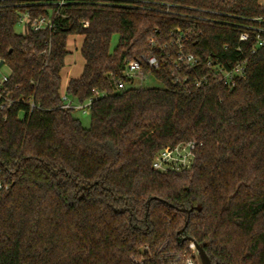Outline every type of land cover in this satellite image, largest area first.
Wrapping results in <instances>:
<instances>
[{"label": "trees", "instance_id": "16d2710c", "mask_svg": "<svg viewBox=\"0 0 264 264\" xmlns=\"http://www.w3.org/2000/svg\"><path fill=\"white\" fill-rule=\"evenodd\" d=\"M260 1L69 0L53 31L21 34L17 9L45 14L48 0H0L8 86L39 106L0 109V264H183L185 237L212 264H264V48L238 40L246 18L264 17ZM176 29L199 59L190 76L211 58L244 60L245 77L181 87L168 65L142 61L137 76L162 87L118 89L134 79L125 61L160 58ZM70 36L83 38L84 65L64 92L91 98L88 127L62 107ZM188 141L190 169H153Z\"/></svg>", "mask_w": 264, "mask_h": 264}, {"label": "built area", "instance_id": "2783aa9c", "mask_svg": "<svg viewBox=\"0 0 264 264\" xmlns=\"http://www.w3.org/2000/svg\"><path fill=\"white\" fill-rule=\"evenodd\" d=\"M69 0H48V2H42V4L51 5L47 13L33 15L29 8L20 7L17 9V20L15 29L18 26L21 34H26L30 31H53L57 26V19L60 15V9L66 5ZM260 5L264 9V0L260 1ZM246 23L241 26L242 30L239 33L238 40L240 42L249 41L251 38L252 50L256 48H264V17L246 18ZM83 27H86L88 22H81ZM187 42V35L183 34L180 29H176L175 33H172V39L170 40V48L166 45H162V55L157 57L156 55L143 56L141 59H130L125 61L124 75L134 78L139 72L143 70L142 61L150 68H158L161 63L168 65L173 71L174 82L179 86L192 85L196 88L205 87L209 84L221 83L228 88H232L237 80L245 77V62L237 61L235 63L224 64L223 62L212 60L207 58L204 62L205 67H208V73L203 75H194L197 72V66L199 65V59L192 52H186L184 50V43ZM160 46V45H159ZM168 48V49H167ZM173 48V49H172ZM7 67L3 60L0 59V109H9L15 103L23 102L27 103L30 110L39 106L36 105L32 98L14 97L12 90L8 86L9 71L4 72L3 68ZM118 89L125 87V83L119 80L116 83ZM94 95H102L99 91L94 90ZM61 99L63 101L62 107L70 109L85 110L89 109L91 104V98L86 100L85 103H74V100L68 98L65 92H61ZM197 144L194 141H188L185 143H179L174 146H167L160 150L154 157L152 167L158 171H184L192 167L195 149ZM188 249L190 253L188 257H185L183 264H198V253L192 241H189ZM134 261L138 259L133 258ZM200 261V260H199Z\"/></svg>", "mask_w": 264, "mask_h": 264}, {"label": "rangeland", "instance_id": "374dc122", "mask_svg": "<svg viewBox=\"0 0 264 264\" xmlns=\"http://www.w3.org/2000/svg\"><path fill=\"white\" fill-rule=\"evenodd\" d=\"M15 30L17 32H20V29L18 26L16 27ZM82 40H83L82 36H70L68 38L67 48L69 50V54L65 59V65L61 72L62 86L70 78L78 77L82 71V68L84 65V59L82 57L81 50H80ZM116 43H117V35H114L112 37L111 45L114 47ZM3 70L6 73L8 72L7 67H4ZM125 87H134V88H142V89L161 88L162 83L151 75H145L143 77H140V76L134 77L132 84H125ZM61 92H64L63 87H61ZM73 115L81 121L83 126L85 127L89 126L90 115H89L88 108H86L84 111L74 109ZM190 253L186 254V257H188ZM184 259L185 257L183 256L179 257V263H183ZM198 264H200L199 259H198Z\"/></svg>", "mask_w": 264, "mask_h": 264}, {"label": "water", "instance_id": "95a60500", "mask_svg": "<svg viewBox=\"0 0 264 264\" xmlns=\"http://www.w3.org/2000/svg\"><path fill=\"white\" fill-rule=\"evenodd\" d=\"M180 210H181V211H185L184 208H181ZM180 232H181V231H180ZM184 239L187 240V241H192V242H193V244H194V246H195V248H196V250H197V253H198V257H199V260H200V264H212V263H211V260H210L209 257L207 256V254H206L204 248H203L200 244L196 243V242H195L194 240H192L190 237H185Z\"/></svg>", "mask_w": 264, "mask_h": 264}, {"label": "crops", "instance_id": "0c3cea01", "mask_svg": "<svg viewBox=\"0 0 264 264\" xmlns=\"http://www.w3.org/2000/svg\"><path fill=\"white\" fill-rule=\"evenodd\" d=\"M67 82H68V81H66V82L63 84V86H62L63 89H65V86H66Z\"/></svg>", "mask_w": 264, "mask_h": 264}]
</instances>
